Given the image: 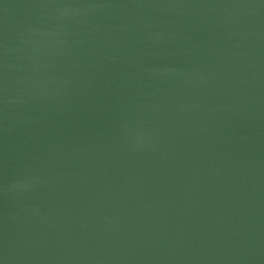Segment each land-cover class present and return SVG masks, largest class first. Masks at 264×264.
<instances>
[{
    "label": "water",
    "instance_id": "water-1",
    "mask_svg": "<svg viewBox=\"0 0 264 264\" xmlns=\"http://www.w3.org/2000/svg\"><path fill=\"white\" fill-rule=\"evenodd\" d=\"M0 264H264V0H0Z\"/></svg>",
    "mask_w": 264,
    "mask_h": 264
}]
</instances>
